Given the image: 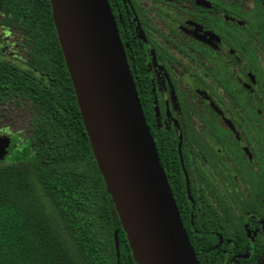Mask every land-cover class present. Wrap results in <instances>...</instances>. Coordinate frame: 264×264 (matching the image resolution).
<instances>
[{"label": "flooded vegetation", "instance_id": "1", "mask_svg": "<svg viewBox=\"0 0 264 264\" xmlns=\"http://www.w3.org/2000/svg\"><path fill=\"white\" fill-rule=\"evenodd\" d=\"M108 2L199 263L264 264V0Z\"/></svg>", "mask_w": 264, "mask_h": 264}, {"label": "trees", "instance_id": "2", "mask_svg": "<svg viewBox=\"0 0 264 264\" xmlns=\"http://www.w3.org/2000/svg\"><path fill=\"white\" fill-rule=\"evenodd\" d=\"M0 24L26 53L0 56V113L21 110L29 131L19 160L0 164V264H119L116 235L120 264H139L83 121L51 1L0 0ZM145 118L168 174L171 139L155 138Z\"/></svg>", "mask_w": 264, "mask_h": 264}, {"label": "water", "instance_id": "3", "mask_svg": "<svg viewBox=\"0 0 264 264\" xmlns=\"http://www.w3.org/2000/svg\"><path fill=\"white\" fill-rule=\"evenodd\" d=\"M50 1L83 121L138 263L200 264L148 127L108 0ZM87 55L91 56L97 74L108 144L113 147V166L125 184L134 218L144 230V258L139 256L95 148L84 78ZM7 153L8 144L0 139V161ZM115 247L120 264L118 235Z\"/></svg>", "mask_w": 264, "mask_h": 264}, {"label": "bare ground", "instance_id": "4", "mask_svg": "<svg viewBox=\"0 0 264 264\" xmlns=\"http://www.w3.org/2000/svg\"><path fill=\"white\" fill-rule=\"evenodd\" d=\"M84 78L87 87V98L91 125L93 127V137L95 148L99 154L101 166L108 182L115 194L116 200L120 205L121 213L128 228V231L136 243L139 256L145 257V236L144 230L135 220L133 215V205L131 200L124 192L125 184L118 176L117 167L113 166L114 160L112 156L113 147L109 146L107 127L105 117L103 115V107L101 103V95L99 93L96 70L93 66L91 56L87 55L84 62ZM110 165V169L108 168Z\"/></svg>", "mask_w": 264, "mask_h": 264}, {"label": "rangeland", "instance_id": "5", "mask_svg": "<svg viewBox=\"0 0 264 264\" xmlns=\"http://www.w3.org/2000/svg\"><path fill=\"white\" fill-rule=\"evenodd\" d=\"M3 43L4 42H0V47ZM7 52L12 56L14 55L19 61L26 59L25 51H22L16 46L8 47ZM28 137L29 131L27 129V121L21 110L6 111V114L0 113V139H3L8 144V153L0 161V164L18 161L19 151L29 146L27 142ZM77 256L78 255H76V257ZM75 261V264H83L80 257L75 258Z\"/></svg>", "mask_w": 264, "mask_h": 264}]
</instances>
